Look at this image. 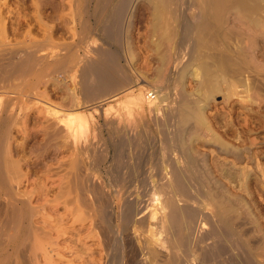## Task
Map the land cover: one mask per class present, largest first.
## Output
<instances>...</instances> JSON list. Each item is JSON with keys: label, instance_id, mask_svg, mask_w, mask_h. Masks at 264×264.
I'll list each match as a JSON object with an SVG mask.
<instances>
[{"label": "rangeland", "instance_id": "374dc122", "mask_svg": "<svg viewBox=\"0 0 264 264\" xmlns=\"http://www.w3.org/2000/svg\"><path fill=\"white\" fill-rule=\"evenodd\" d=\"M246 1L251 4L256 0ZM119 2L120 0H0V41L2 40V44L9 43L7 47L11 50L20 49L17 56L23 58L24 51L33 48V45L34 52L39 53L38 55L49 52L47 49L49 46L52 48L57 45L54 49L59 54L58 60L45 64V74L37 84H31V87L35 88V92L37 91L39 95H44L45 99L40 98L45 102L47 98L48 103L50 101L53 105L57 104L55 106L61 107L63 111L73 110L74 115L76 114L73 122L74 132L77 134L80 128V132L84 128L83 132L87 133L79 142L74 136L70 141L66 139L65 131L60 129L61 124L57 125L53 115L45 111L46 105L42 100L13 103L11 117L17 118L16 122L11 117L5 115L1 117L0 160L2 159L1 163L7 162V164H0V189L2 188V191L0 190V264H166L165 250H161L164 252L162 253L154 249L160 215L156 209V201L160 200L166 204V211L171 208L170 200L174 199L170 178L176 170H182L179 178L184 173L180 180L186 177L188 181L186 178L182 181H185L183 183H186L188 190L191 188L187 191L190 197L186 198L187 200H184L179 193L181 199L175 198L180 204L186 203L185 208L189 210L185 211L187 220L181 224L182 228L175 227L176 230H181L177 233L174 229L177 235L182 231L181 234L184 236L176 253L179 264H264V96H258L256 93L258 90L254 89L255 84L260 82L259 77L264 76V28L255 29L251 22L245 24V20L238 16L235 4L229 7L226 14L227 25L224 26L227 29L225 32H233L230 35L235 40H232L230 47L235 50L236 55L245 62L249 61L245 64L248 67L245 69L250 70H247L250 72V76L248 74L250 79H255V84H252L254 86L250 84L254 90L250 89L251 92L244 93V96L250 95L249 98L245 97V100H249L244 101V104H240L237 95H232L231 99L226 100L223 90L209 98L205 115L209 121L211 116L216 115L217 123L212 126L211 132L200 131V139L194 138L195 150L200 154L204 152L208 163L195 164L196 167L192 170L193 172L197 170L199 173L195 177L191 170L187 171L186 164L161 163L164 158L160 149L163 148L160 143L161 135L159 139V132L153 124L151 115L146 111H137L136 102L145 104L146 92L152 93L154 87L162 89L167 85L169 89L171 88L168 81L171 79L170 75L174 67L168 65L170 66L168 68L166 64L161 66L159 55L162 56L167 48L168 51L172 49L171 53L177 52V59L182 58L183 51H187L189 44L181 42L184 25L193 24L197 20L199 0H172L170 3L169 12L164 16L166 23L163 26L168 27V33L175 27L178 29L173 30L177 35L171 34L172 38L174 36L177 40L172 43V45L176 44L172 47L168 46L170 42L168 40L172 41V39L162 40L168 37L166 30L163 33V28L155 26L158 22L154 18L156 3L154 0H132L127 4L120 23L123 30L129 29L126 35H119L116 31L119 24L115 26L111 19ZM258 12L256 15L258 14L259 17L254 15L255 18L253 16L250 18L264 20V9ZM105 25L108 29L113 27V33L109 29L106 31L107 34H103ZM162 35L166 36L161 39ZM112 37H114L113 41ZM121 41L124 43L128 41L131 46L134 56L131 55L133 58L129 59L132 60V66L130 62L128 64L125 61L126 56H123ZM2 44L0 51L5 48ZM95 44L96 47L114 51L118 56H116L117 60L119 58L118 64L121 66L119 65L117 74L124 84L115 88L116 95L113 93L112 97L86 93L82 88L80 70L82 66L97 58L90 47ZM38 48L42 50H37ZM236 50L238 52L240 50V53ZM166 54L169 55V53L164 55ZM4 56L0 55V58L7 57ZM12 63L16 65L17 59L12 60ZM71 65L72 67H69ZM158 66L163 67L162 71L157 70ZM38 68L39 66L35 67L30 75L23 76L21 72L24 68L20 69L13 77L9 67L4 68L0 85L2 83L5 85L6 82V84L14 82L16 84L24 79L32 82ZM67 69L75 71V85L69 80ZM168 69L171 71L169 72ZM155 71H158L159 78H163L164 82L153 77L156 76L153 75L156 74ZM248 72L242 71L244 75ZM7 78L11 80H6ZM190 78L185 81L188 92L197 87L196 81ZM224 85L226 84L222 85L223 88ZM128 118H131L130 131L134 134L130 145L132 147L130 157H127L125 149L123 150L124 125ZM225 124L232 132L234 130L230 138L229 136L225 138L223 134L226 129ZM80 132L78 135H81ZM214 132L221 135L218 136L223 141L258 151L257 160L253 159L254 163L251 161L252 163L243 164L211 163L208 140L211 137L210 133L214 134ZM52 138L54 139L51 140ZM12 169L18 171L16 174L18 173L19 176L15 171L11 172ZM9 171L11 175L7 173ZM201 171L205 172L204 175L200 173ZM12 185H14L13 190L10 187ZM3 188H6V191ZM217 192L231 199L236 196L242 198L241 205L239 204L241 217L237 218L242 225L238 223L239 228L236 229L238 234L226 228L221 222V217L217 215V210L211 209L214 218L221 223V230L225 229L224 233L231 237L226 240L217 236L219 231L210 232L208 225L205 224V213L208 209L205 208L204 201L212 202L215 199L219 206ZM205 194L212 196L209 195V199ZM190 195L193 196V200ZM101 201L103 214L98 208ZM16 208L25 209L26 213L22 211L25 216L28 215L24 219L21 218L18 229L20 231L17 233L8 224L10 213ZM22 211L21 217H25ZM188 212L189 215L191 213L189 217L191 221L188 219ZM189 221L192 223L187 224ZM239 231L244 232L243 236ZM10 234L17 236L10 237ZM177 235L175 236L178 238ZM231 235L234 237L233 240ZM175 236L174 238L177 239Z\"/></svg>", "mask_w": 264, "mask_h": 264}, {"label": "bare ground", "instance_id": "6f19581e", "mask_svg": "<svg viewBox=\"0 0 264 264\" xmlns=\"http://www.w3.org/2000/svg\"><path fill=\"white\" fill-rule=\"evenodd\" d=\"M131 1L132 0H120L116 10H114V12L112 14V18H111V19H113L112 24H113V22H114V25L119 24L117 27L118 29L116 30L119 35L125 34V33L127 34V31L129 29L128 28V29L123 30L120 22L122 21L125 7ZM154 1L156 2L154 5V8H155L154 18L156 19V22H158L157 24H155V26L158 25L161 29L163 28V33L166 30V33L168 34V37L166 36L167 34L165 35L166 37L162 35L161 39L163 37H165L166 39L164 38L162 40L172 39V41L168 40V41H170L168 46L169 47L175 46L176 44L172 45V43L174 44V42L177 41V40H175L174 36L177 35L176 34L177 32H175V31L178 29H175L176 28L175 27V28L171 29L172 31L170 30V33H168V30H169V29L167 30L168 27L166 28L163 26V24L166 23L164 16L166 13L169 12V5L172 2V0H154ZM233 4H235V9L238 13L239 18L242 20H245L244 21V22H246L245 24H248L249 22H251L250 24L253 27H255V29L257 28L259 30L260 28H264V20H262L263 18H261V19L258 18L256 20L250 18L251 16L254 17V15H256V13L258 11L264 9V0H256L254 3H251V4H250V2L248 3V1H246V0H199V4L197 6V20L193 24H185L184 25L185 26L184 27V35L181 38L182 41L179 39L184 44H186L187 42L189 43V44L187 43L188 44V49H186L187 51H183L182 58L177 59V52L171 53L172 52L171 48H169V49H171V51L170 50L168 51V49L166 48V50L168 52L166 50H165L166 52H164V54L169 53L168 56H167V54L164 55L163 53H162V56H160L161 54L159 55L160 62L162 63L161 66L162 65L164 66L166 64L167 67H168V65H170L171 67H174V71L172 70L173 72L170 75L171 79L169 81L167 79L169 86H171V88L169 89L167 87V85L162 89H161V87H157L158 89L154 87L152 90L153 91L152 93H149L148 91L146 92V100L147 101L145 104L144 103L142 104V102H139V101L136 102L137 103V111L148 112L151 115L153 124L158 129L159 139H160V135H161L162 139H161L160 143L163 145V148H160V149H162L161 153L164 156L161 163L162 164H179V165L180 164H184V165L186 164V166H187L186 168H188L187 171L190 172V170H191V173L193 174V176L195 175V177H197V175L199 174L198 171L196 170V168H195L196 171L194 170L195 172H193V170H192L194 167H196L195 164H203V165L208 164L206 154H203L204 152L201 154L197 153V151L195 150V148H194V147H196V146H194L196 144L195 140L199 138L200 131H205V132L210 131L211 132L213 130V129H211L212 126H214L217 123V121H216L217 118L215 117L216 115L211 116L212 118H210L211 119L210 121L207 119V116L205 115V111L208 107L209 98L211 99L212 96H215V94L220 93V91H222V90L225 92L223 94H224V98L226 100H228V98L231 99L232 95L233 96L237 95L236 97L241 102L240 104H244V101L247 100V99L245 100V97L249 98L250 95L248 96V94H247L244 96V93L245 94L248 93V91L250 89L258 90V91H256L258 96L259 95H260V97L264 96V76L259 77L258 81H260V82L257 84H255V79H252L254 81L250 82L252 80L249 77L250 72L247 71L249 69H247V70L245 69V67H247V65H245V64H247V61H248L247 59H249V58H247V56H245L247 59L245 57H242V58H245L247 60L245 62V60L240 59V57L236 55L235 50H232V48L230 47V45H231L230 43L232 42V40H235V39H233L232 36L230 35L231 33L233 34V32H231V33L228 31L225 32V30H227L225 28L226 27L225 24L227 23L226 14L228 12L229 7ZM257 17H259V16H257ZM111 26H113V25H111ZM248 27H249V25H248ZM112 28L113 27H109L110 30H112ZM102 29H103V27H102ZM107 29L108 28H106V25H105V29H103V32H105V33H103V34H107L106 31H109V29L108 30ZM174 29H175V31H173ZM116 31H115V34H116ZM72 32H73V30H72ZM112 33H113V30H112ZM171 34L174 35L173 38H172ZM119 35H117V37ZM169 35H171L170 38H169ZM103 36H106V35H103ZM113 36H115V35L113 34ZM233 37H234V35H233ZM119 38H120V36H119ZM119 38H117V39H119ZM173 39H174V41H173ZM111 40L113 41L114 37H112ZM1 41H0V44H2ZM121 42H123V41H121ZM181 42H178V43H181ZM91 43H93V42H91ZM158 43L160 44V42H158ZM23 44H24V42H23ZM44 44H46V43H44ZM159 44L156 43L157 46H159ZM2 45L5 48H4V50L0 51V55L4 56L6 54L5 56H7V57L4 56L5 57L4 59L0 58V78L3 75L4 68L9 67V72H10L12 77H13L14 73L18 74L19 72L17 73V71L20 69L24 68V70L21 72V74L23 76V75H27L30 72H32V70L35 67L39 66V68L34 73V79L32 82H27L24 79L20 83L15 84V82L13 81L14 83L6 84L7 82L5 83V80H4L5 85H3V83H2V85H0V119L4 115L6 117L12 116L11 106L13 103H15L17 101H19V102L20 101L21 102H31L32 100H36V101L42 100L44 95L42 96L41 94L39 95V93H37V91L35 92V88L31 87V84H33V83L37 84V82H39V80L43 77V75L45 74L44 73V69H45L44 65L45 64H48V63L50 64L53 61L56 62V60H58V57H59V54L54 49V48H56L57 45L55 47H52V48L49 46L50 48L49 47L47 48V49H49V52L42 53L40 55H38L39 53L36 52L37 53L36 54L34 52L35 51L34 45L32 46L33 48H31V49L25 48L27 50L24 51L23 58H20L19 56H17L20 49H19V51L11 50L10 48L7 47L8 45H10L9 43H3ZM29 45H32V44H29ZM121 45L123 47L120 45L119 46L123 48V52H124L123 56L124 55L126 56V60H125L126 63L129 64V62H130L131 66H132V63H131L132 60L129 59V58H133L132 56H134V55H132L133 54V52L131 51L132 49H130L131 46L129 45L128 41L127 42L125 41V43L123 42V44H121ZM96 46H97V44L92 45L90 47H91V51L94 54H96L97 58L96 59L92 58L93 60L90 61L89 64H86L85 66L81 67V70H80L81 71L80 72L81 77L80 78L82 79V82H83L82 88H83L84 92L86 91V93H90V94L96 93L99 96L110 95L108 97H112V96H114V94L116 95L115 91L117 89L115 90V88L124 84L122 82L123 80H121L117 74V72L120 69V67H119L120 64H118L119 58L117 60L118 56L115 55L114 51H111L109 49H102L101 47H96ZM106 46H109V45H106ZM182 47L184 48L185 45ZM238 48H240V47H238ZM47 49H45V50H47ZM62 49H65V48H62ZM37 50H42V49L38 48ZM1 52H2V54H1ZM237 53H240V50H239V52L237 51ZM21 54H22V51L20 52V55ZM238 55H240V54H238ZM252 56L253 55L251 53V57ZM14 59H17L16 65H14L12 63V60H14ZM254 60H255V57H254ZM160 62L158 61L159 64H160ZM242 64H244L245 66L244 65H243L244 67L241 66ZM131 66L130 67L128 66V67L131 68ZM161 66L156 67V68H158L157 70L162 71L163 67H161ZM69 67H72V65ZM160 67H161V69H160ZM167 67H166V70H167ZM164 69H165V67H164ZM130 70H132V69H130ZM166 70H163V71L166 72ZM169 70L170 69H168V71ZM242 71L248 72L247 75H244V73H242ZM258 71H257V73H258ZM66 72L68 73L67 75H68L69 80L72 82V84L75 85V83H76L75 71L73 69H67ZM71 72H73V73H71ZM252 73H254V72H252ZM4 74H6V73L4 72ZM126 74H128L127 71H126ZM248 74H249V76H248ZM153 75H156V76H153L154 78H158L160 80L163 79V78H159L158 71L156 72V74H153ZM163 76L164 75H162V77ZM166 76H167V74H166ZM12 77H10V78H12ZM137 78H138V76H137ZM154 78H153V80H154ZM188 78H190L192 80L194 79V81H196V83H197L196 84L197 87H194L195 89L190 91V92H188L186 90V87H185V85H186L185 81ZM164 79H166V78H164ZM6 80H11V79L7 78ZM156 81H158V80H156ZM162 82H164V80H162ZM253 83L255 84L254 89H253V87L251 88V85ZM223 84H226V86L224 85V88L222 87ZM252 86H254V85H252ZM130 88H128V89H130ZM238 88H243V89L239 90ZM165 89H166V91H165ZM249 92H251V91H249ZM253 92H255V91H253ZM133 95H134V93H133ZM254 95H256V94H254ZM40 97H42V98H40ZM43 99H45V98H43ZM138 99H140V97ZM250 99H251V97H250ZM42 101H44V100H42ZM38 103H39V101H38ZM49 103H50V101H49ZM49 103L47 102V98H46V102L45 101L43 102V104H45L46 107L44 108V106H43V108L45 109L46 112L53 115L54 121L56 122L57 125L61 124L60 129H62L63 132L65 131L66 136L65 135L64 136L66 139L68 138V140L70 141L71 138L74 136L75 140L79 142L82 137L85 138L87 133L83 132L85 130L83 127L82 128L84 130L82 129L81 132H80L81 128L77 132V134L74 132V128H73L74 123L73 122H74V119L76 118V114L74 115L75 112L73 110L63 111V110H61V107L55 106L57 104L53 105V104H51V103L49 104ZM76 108H77V104H76L75 109ZM61 111H63V113ZM11 118H13V117H11ZM13 119H15V118H13ZM16 119H15V122H16ZM130 124H131V118L126 119V123L124 125V148H123V150L125 149V153H126L127 157H130V154L132 153V147L130 145L133 141L132 136L134 135L130 131L131 130ZM79 132L81 135H78ZM233 132H234V130H233ZM233 132H232L231 128L228 125H226V129L223 131V134H224L225 138L226 137L228 138V136L230 138L234 134ZM9 134L7 136V139L9 137ZM210 134H211V137L209 140L208 139L207 140L210 143L208 151H209V155L212 157L211 163H213V164H243V163H249V162L252 163L253 159H255V161L257 160V158L259 156L258 151H253L252 149H250L248 147H243V146L241 147L239 145L235 146L233 144L226 142V140L223 141V140H221L222 138L219 137L221 135H219L215 132H214V134L213 133H210ZM194 138H195V140H194ZM53 139L54 138H52L51 140H53ZM159 139H158V142H159ZM201 139H203V137H201ZM82 141H84V140H82ZM205 142H207V141H205ZM239 144H241V143L239 142ZM162 145H161V147H162ZM1 160H0V164H3L4 162L1 163ZM6 161H8V160H6ZM4 164H7V162ZM12 164H13V160H12ZM177 169H179V168H177ZM12 170L13 171H11V172L14 173V171H15V174H16V172H18L14 169H12ZM176 171L178 172V174ZM176 171H174L173 174L170 172L173 175V176H171V174H170V176H171L170 181H171L172 186H173V196L172 197L174 199L173 201L170 200L171 208H169V210L166 211L167 205L164 204L160 200L156 201V209H158L157 211L160 212V215L158 217V226H159L158 229H159V231L156 233V238L154 241V243H155L154 249L157 252L161 251V250H163V251L165 250V252L167 254V258H166V262H165L166 264H179L178 258H176V256H177L176 253H177V250L180 248V243H181L182 238L184 236L181 234L182 231L181 232L179 231V234L177 235L178 230H181V229L176 230L177 228H175V227H181L182 226L181 224L184 222V220L185 221L187 220V218H186L187 214L185 213V211L187 209V208H185L187 206V205H185L186 203L180 204V203H178V201L175 198H177V197L180 198L182 196L184 200H187L188 198H190L189 192H187V191H189L191 189L190 188L191 185H189L190 189L188 190L187 189L188 187L186 188V183H183L185 181H182L186 177H183L182 180H180L181 176L185 175L183 172H182L183 174L179 178V174H181L180 172L182 170L181 171L176 170ZM228 171H227V173H228ZM11 172L9 171L7 173H9L11 175ZM200 173H202L204 175L205 172L203 173L201 171ZM9 174H7V175H9ZM10 175H9V177H10ZM16 175H18V173ZM188 175H186V176L188 177ZM261 176H263V174H261ZM15 177L16 176L14 175V178ZM233 178H234V176H233ZM187 181H188V179H187ZM213 181H215V180L213 179ZM206 182H207V180H206ZM245 183H246V181H245ZM214 185H212V186H214ZM13 186L14 185L10 186L12 188L11 190L14 189ZM207 186H209V185H207ZM219 186H221V188H223L222 185H219ZM6 187H8V185ZM211 189H212V187H211ZM0 190L2 191V188ZM3 190L6 191V188L5 189L3 188ZM5 191H3V192H5ZM208 192H209V190H208ZM178 193L181 196H179ZM218 193L219 192L216 193V196ZM222 193L225 194L224 192H222ZM220 194H218V197L220 200L219 206L217 205V201H214L215 199L212 200V202L204 201V202H206L204 206L206 209H208V212L205 213V216H206L205 224L208 225L210 232H213L214 230H215V232L219 231V234H217V236L219 235L222 240H226V239H230L231 237H228L227 233L226 234L224 233V230H225L224 228H223L224 230H221V228H220L221 223H219V220H216L214 218L215 216H214V214L211 213V209L217 210V212H218L217 215L221 217V222L226 226V228H230L233 232L236 231L235 233H237L236 229L239 228V225H238L239 222H238L237 218L241 217L239 204L241 205L240 202H241L242 198L239 196V198H240L239 199V198H236L237 196L236 197L234 196L235 198L231 199L229 197H225L224 195L222 196V194L221 195ZM209 195H206V196H208V198L210 199V196H212V195H210V196ZM220 196H222V197H220ZM192 197L193 196H191V199L193 200ZM230 197H232V195ZM208 198L206 200H208ZM197 201H198V199H197ZM27 202L28 201H26V203ZM98 206H99L98 208H99L100 213L103 214V202L101 201ZM23 208H22V210H23ZM22 210H19V208L14 209L10 213V216L8 219L9 227L15 229L16 233L18 231H20L18 229H19V223H20L21 218L24 219V218H26V216H28V215L25 216V214H24L25 209L23 210L24 212ZM21 211L25 217H21V214H20ZM188 215H189V212H188ZM189 217H191V213L188 216V219L190 220L191 218H189ZM189 222L187 224L192 223V222H190V223ZM193 223H196V222H193ZM239 224L242 225V223H239ZM191 226H194V225H191ZM174 229L177 231V233L175 232ZM241 231H243V230H241ZM249 231H250V229H249ZM174 232L176 233L175 235H177L178 238L174 235ZM243 233H240V231H239V234L241 236H243ZM14 235L10 234V237H12ZM228 235H229V233H228ZM15 236H17V235H15ZM174 236L177 239H175ZM13 238H16V237H13ZM233 239H234V237L232 236V240ZM10 240H14V239L10 238ZM257 242H259V241H257ZM183 243H184V240H183ZM233 245H234V243H233ZM233 245H231V246H233ZM182 246L183 245L181 244V247ZM231 250H232V248H231ZM234 250H235V248H234ZM237 251L238 250H236V252ZM162 253H164V252H162ZM178 253H179V251H178ZM45 254H46V252H45ZM207 255H209V254L206 253V256ZM34 257L35 256H33V258ZM207 257H209V256H207ZM30 262H31V260H30Z\"/></svg>", "mask_w": 264, "mask_h": 264}]
</instances>
